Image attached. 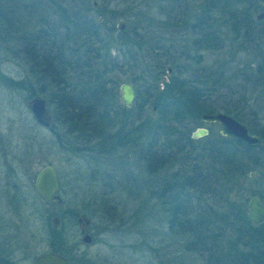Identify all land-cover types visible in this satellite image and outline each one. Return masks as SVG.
<instances>
[{
  "label": "trees",
  "instance_id": "16d2710c",
  "mask_svg": "<svg viewBox=\"0 0 264 264\" xmlns=\"http://www.w3.org/2000/svg\"><path fill=\"white\" fill-rule=\"evenodd\" d=\"M200 1L185 21L192 37L186 47L174 38H145L139 28L104 38L89 0H0V49L45 81L38 89L22 86L30 96L45 93L66 131L97 143V153H116L112 130L132 106L134 120L125 126L139 122L131 145L146 175L166 170L150 198L177 245L216 264H264V222L248 221L246 200L237 198L236 189L250 169H257L260 185L253 193L264 202V162L255 151L262 148L264 131L246 125L261 140L252 146L229 136L192 138L200 115L216 112L209 101L219 76L187 64L188 50L194 54L217 46V15L219 26L232 20L235 34L243 27L244 35L264 40L262 20L251 17L260 0ZM256 45L262 48L264 42ZM257 57L264 65V54ZM194 58L199 62L202 56ZM124 71H130L125 80L135 91L130 106L118 101L115 76ZM148 104L154 107L152 118L145 115ZM222 112L239 120L231 110ZM129 180L138 189V181Z\"/></svg>",
  "mask_w": 264,
  "mask_h": 264
},
{
  "label": "rangeland",
  "instance_id": "374dc122",
  "mask_svg": "<svg viewBox=\"0 0 264 264\" xmlns=\"http://www.w3.org/2000/svg\"><path fill=\"white\" fill-rule=\"evenodd\" d=\"M98 1L99 7L90 14L98 21L104 38L139 28L145 38H174L186 47L192 37L185 21H190L194 9L203 4L200 0ZM260 12L264 13L263 0L252 11V19ZM217 17V46L194 54L188 50L187 64L219 76L217 90L209 101L214 111L231 110L241 123L264 131V65L258 64L257 57L264 54V45L259 49L256 45L264 40L244 35L243 27L235 34L232 20L219 26L221 16ZM118 20L123 24L120 30ZM198 54L202 58L196 62L194 56ZM126 76H131L130 71L116 74L118 86L127 82ZM22 85L38 89L45 86V81L0 49V264H31L45 251L62 254L69 264H216L206 254L182 249L165 230L163 215L150 197L153 184L156 187L166 177V170L155 175L143 172L136 147L131 145L137 134L132 129L139 119L131 127L125 126L126 121L134 120L132 104L118 116L112 130L116 153L100 154L96 152L97 143L66 131L61 124L64 120L51 110L45 93L35 95L47 100L55 129L36 124L25 107V100L31 96ZM118 101L122 106L119 87ZM151 109V104L145 108L150 118L154 116ZM196 126L205 128L211 137L220 135L217 122L200 121ZM255 151L257 159L264 162V142ZM45 165L55 169L61 204L43 202L34 191L36 173ZM250 171L256 175L250 176ZM257 172L250 169L238 182L237 198L247 200L259 189ZM129 177L138 181V189L130 186ZM81 213L89 222L88 244L80 241L75 222ZM53 216L59 220L57 225L51 223ZM220 247L225 248L222 244Z\"/></svg>",
  "mask_w": 264,
  "mask_h": 264
},
{
  "label": "water",
  "instance_id": "95a60500",
  "mask_svg": "<svg viewBox=\"0 0 264 264\" xmlns=\"http://www.w3.org/2000/svg\"><path fill=\"white\" fill-rule=\"evenodd\" d=\"M264 1V0H263ZM92 9H97L100 5L98 0H89ZM264 13L260 12L255 16V19L259 20L263 17ZM123 27L122 21L118 20L117 28L120 30ZM169 72V68H167ZM120 101L124 106L132 104L135 96V91L132 85L128 82H122L119 85ZM25 107L29 110L32 119L39 126L53 130L55 123L50 115L47 100L39 95H33L29 99L25 100ZM202 122H217L221 126L219 131L221 136H229L235 138L247 145H258L260 138L249 132L247 126L230 114L222 111H216L211 113H202L199 117ZM207 130L203 127H196L191 132L192 138H199L205 136ZM250 176H255V171L249 172ZM34 191L37 197L43 202H55L61 204V199L58 195L60 184L56 176V172L53 166H43L34 178L33 182ZM246 217L252 224L259 225L264 222V203L256 195H250L245 203ZM58 218L53 216L51 223L53 225L58 224ZM76 225L79 230L80 241L84 244L91 242V236L88 232V219L81 213L75 218ZM31 264H69L67 258L62 254L54 251H45L37 254Z\"/></svg>",
  "mask_w": 264,
  "mask_h": 264
}]
</instances>
